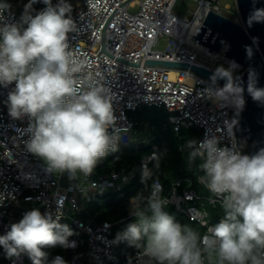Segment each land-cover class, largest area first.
Listing matches in <instances>:
<instances>
[{"label": "clouds", "instance_id": "9594fccd", "mask_svg": "<svg viewBox=\"0 0 264 264\" xmlns=\"http://www.w3.org/2000/svg\"><path fill=\"white\" fill-rule=\"evenodd\" d=\"M96 11L94 0H87ZM45 7L35 12L33 5ZM11 4L0 0V86L15 85L7 97L9 115L29 118L28 152L41 158L49 172L67 173L81 178L83 193L96 187L84 181L97 163L109 152H116L120 130L109 95L99 77L89 73V61L73 49L69 34L76 31L72 5L67 0H29L20 23H6ZM33 12L35 14L33 15ZM264 22V9H255L248 19ZM237 65L219 66L211 76L212 84L224 79L223 87H210V99L231 104L237 113L243 110L244 89L233 77ZM247 92L254 101L264 103V88L256 87L252 74ZM237 121H225L229 137L234 136ZM109 129H112L111 133ZM217 136H205L202 142L188 141V165L203 175L199 183L220 202L223 217L205 234L175 221L165 208L167 199L158 180L149 195L137 194L130 200L135 222L118 233L116 242L127 241L139 250L140 264H264V148L254 155H242L235 142L220 147ZM160 155L153 152L141 166V182L146 185L160 167ZM4 197L0 194V203ZM50 212L39 209L26 212L18 223L0 235V247L6 257L27 255L32 264H46L43 249L70 246L74 235L67 224ZM50 264H66L57 256Z\"/></svg>", "mask_w": 264, "mask_h": 264}, {"label": "built area", "instance_id": "2783aa9c", "mask_svg": "<svg viewBox=\"0 0 264 264\" xmlns=\"http://www.w3.org/2000/svg\"><path fill=\"white\" fill-rule=\"evenodd\" d=\"M123 1L94 0L96 11L93 12L87 0H67L72 5V17L77 25L76 31L69 34L70 45L89 61L87 71L104 79L117 118L116 128L120 133L131 132L144 125L134 120V113L144 106H155L170 113L169 121L176 133L183 128L195 127L200 131L197 143L202 142L206 135L217 136L220 147H232L235 134L229 137L224 127V122L230 121L228 110L232 105L210 99L205 94L207 88L222 86L213 85L211 81L183 69L134 66L100 51L103 49V27L114 8ZM194 1L197 7L190 11L189 18L173 12L176 0H127L117 7L105 27V49L137 64L141 58H146L187 62L215 71V63L223 60L229 67L235 61L225 56L226 46L219 52L211 51L193 35H198L210 11L243 24L236 0L224 7L219 0ZM7 3L12 7L5 22L20 23L27 0H7ZM136 7L137 11H132ZM162 35L168 37L165 52L155 49ZM203 59L209 60L210 64ZM235 64L233 77H238L245 67ZM172 70L177 74L175 79H171ZM14 87V83L6 88L0 86V194L4 197L0 203V235L6 234L10 225L18 223L28 211L39 209L42 214L50 212L55 218L59 210L62 212L59 222L78 230L79 234L70 236V246L62 251L51 247L46 264L57 256L62 257L66 264H140L139 250L128 251V242L124 240L117 243L114 228L127 218H133L130 214L131 198L139 193L149 195L151 186H141L127 198V217L117 222H97L89 211L91 201L104 196L111 187L112 192L125 197L124 188L129 184L130 176L123 167L105 173L97 172L95 167L84 182L96 187L83 193L79 187L81 178L70 179L67 173L49 172L45 162L26 149L30 138L29 118L14 119L9 115L6 102ZM153 152L158 153L154 149L142 158L140 167ZM148 167L152 168V162H148ZM156 180L163 187L154 175L149 182L152 184ZM191 185L189 181L186 187H182V180H177L166 193L163 187L162 196L167 199V205L174 206L179 213L204 227L205 234L223 217L212 222L207 206H220V202L211 194L199 195ZM133 222L135 219L130 223ZM0 264H32V261L25 254L9 259L0 247Z\"/></svg>", "mask_w": 264, "mask_h": 264}, {"label": "trees", "instance_id": "16d2710c", "mask_svg": "<svg viewBox=\"0 0 264 264\" xmlns=\"http://www.w3.org/2000/svg\"><path fill=\"white\" fill-rule=\"evenodd\" d=\"M29 3V0H27ZM58 0H53L56 4ZM27 3V4H28ZM45 7L43 3H36L33 5L35 12L42 10ZM33 12V15L35 14ZM134 120L140 124H148L154 129V137L148 143H136L134 146H125L119 148L112 153L107 159L102 158L96 165L97 172H109L112 169L125 168L126 173L130 176L129 184L124 188L125 197H120L117 193L108 191L104 196L95 197L89 204L90 214L97 222L113 221L117 222L122 218L127 217L128 210L125 201L128 197L133 196L137 189L146 185L141 182V167L140 162L142 158L150 154L154 149L160 155V167L154 168L152 162V169L154 176H156L163 184L164 192L166 193L173 182L182 180V187H186L189 181L192 182L191 188L199 193L201 196L209 195L207 189L201 186L197 177L203 174L197 169L195 165H188L187 150H182L183 146L190 140L196 141L200 136V131L195 128H183L176 133L169 121L170 113L161 107L144 106L133 115ZM139 127V126H138ZM137 127V128H138ZM151 183L147 181V187ZM207 210L212 222H217L219 217L223 216V209L221 206H207ZM170 215L175 218V221L181 225H190L201 234L204 233L205 228L195 221H191L179 213L174 206L167 205L165 208ZM86 217V216H85ZM135 218H127L124 222L117 224L115 227H120V231H125L127 226ZM76 233V230L71 228ZM119 231V232H120ZM136 248L130 247L128 244V251H134Z\"/></svg>", "mask_w": 264, "mask_h": 264}, {"label": "water", "instance_id": "95a60500", "mask_svg": "<svg viewBox=\"0 0 264 264\" xmlns=\"http://www.w3.org/2000/svg\"><path fill=\"white\" fill-rule=\"evenodd\" d=\"M126 1L124 0L114 8L104 25L102 31L103 49L100 51H105L112 58L130 65L179 68L211 81L210 78L214 71L187 62L141 58L139 64H137L108 52L105 49V27L117 7ZM236 4L243 24L236 23L230 18L210 11L198 35L193 36L196 37V40L208 46L211 51L219 52L226 46L225 56L245 67L240 76L234 77L239 78L238 82L244 89L245 105L239 113L231 106L228 110V117L230 121H237L233 128L237 149L242 155L251 156L264 148V103L254 101L247 92L250 74L254 76L256 87L264 88V22H253L249 26L248 19L255 9H264V0H236ZM225 82L224 79H217L216 84L223 87Z\"/></svg>", "mask_w": 264, "mask_h": 264}, {"label": "rangeland", "instance_id": "374dc122", "mask_svg": "<svg viewBox=\"0 0 264 264\" xmlns=\"http://www.w3.org/2000/svg\"><path fill=\"white\" fill-rule=\"evenodd\" d=\"M220 4L222 7H224L226 4H234L235 0H219ZM197 7V3L194 0H176L174 6H173V12L181 17H191V13L190 11L195 10V8ZM137 7L136 8H132V11H137ZM236 9V8H235ZM168 48V37L166 35H162L158 38V41L155 45V49L160 50L162 52H165ZM201 56V54L199 55V57ZM205 62H207L208 64H210L209 60L203 59ZM219 66H223L225 68H228L227 64H225V62L223 60H219L215 63L214 65V69H216ZM235 73V71H233V74ZM151 107V106H149ZM154 137V129L151 128L148 124H144L139 126L138 128L134 129L131 132H121L120 133V139L118 141L117 144V149L119 148H123L125 146H134L136 143H148L150 142ZM112 153L114 152H109L105 158L107 159ZM109 191H113V188L111 187ZM71 229V228H70ZM74 229V228H73ZM76 230V229H75ZM120 231V227H115L114 228V233L118 234V232ZM77 234H74L72 236H76L79 234V231L76 230ZM49 248H45L43 249L45 252L48 253V257L50 255V249ZM54 250L57 251H62L64 249V247L61 246H56V247H52Z\"/></svg>", "mask_w": 264, "mask_h": 264}, {"label": "bare ground", "instance_id": "6f19581e", "mask_svg": "<svg viewBox=\"0 0 264 264\" xmlns=\"http://www.w3.org/2000/svg\"><path fill=\"white\" fill-rule=\"evenodd\" d=\"M170 76H171V79H175L177 77V74L175 71L172 70L170 73Z\"/></svg>", "mask_w": 264, "mask_h": 264}, {"label": "crops", "instance_id": "0c3cea01", "mask_svg": "<svg viewBox=\"0 0 264 264\" xmlns=\"http://www.w3.org/2000/svg\"><path fill=\"white\" fill-rule=\"evenodd\" d=\"M210 194V193H209ZM208 206H210V205H208Z\"/></svg>", "mask_w": 264, "mask_h": 264}]
</instances>
